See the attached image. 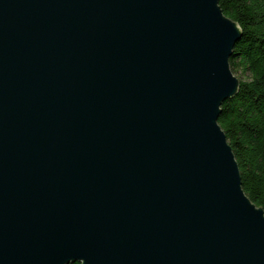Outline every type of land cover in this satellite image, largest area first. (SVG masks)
Masks as SVG:
<instances>
[{
	"label": "water",
	"instance_id": "1",
	"mask_svg": "<svg viewBox=\"0 0 264 264\" xmlns=\"http://www.w3.org/2000/svg\"><path fill=\"white\" fill-rule=\"evenodd\" d=\"M241 37L219 0H0V264H264Z\"/></svg>",
	"mask_w": 264,
	"mask_h": 264
},
{
	"label": "trees",
	"instance_id": "2",
	"mask_svg": "<svg viewBox=\"0 0 264 264\" xmlns=\"http://www.w3.org/2000/svg\"><path fill=\"white\" fill-rule=\"evenodd\" d=\"M219 5L239 24L242 37L230 58L239 90L223 103L218 123L239 165L244 192L264 209V0H219Z\"/></svg>",
	"mask_w": 264,
	"mask_h": 264
}]
</instances>
